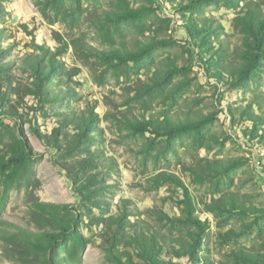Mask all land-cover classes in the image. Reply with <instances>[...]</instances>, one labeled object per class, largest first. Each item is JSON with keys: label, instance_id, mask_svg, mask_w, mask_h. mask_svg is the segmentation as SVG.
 Instances as JSON below:
<instances>
[{"label": "rangeland", "instance_id": "374dc122", "mask_svg": "<svg viewBox=\"0 0 264 264\" xmlns=\"http://www.w3.org/2000/svg\"><path fill=\"white\" fill-rule=\"evenodd\" d=\"M251 1L0 0V264H264Z\"/></svg>", "mask_w": 264, "mask_h": 264}, {"label": "trees", "instance_id": "16d2710c", "mask_svg": "<svg viewBox=\"0 0 264 264\" xmlns=\"http://www.w3.org/2000/svg\"><path fill=\"white\" fill-rule=\"evenodd\" d=\"M248 8L246 13L242 17V20H246V30H250L253 33L254 48L256 51L264 50V0L251 1L246 5ZM41 50V48H39ZM42 53L45 54L44 49ZM148 124H138L135 126L138 132L148 131Z\"/></svg>", "mask_w": 264, "mask_h": 264}]
</instances>
